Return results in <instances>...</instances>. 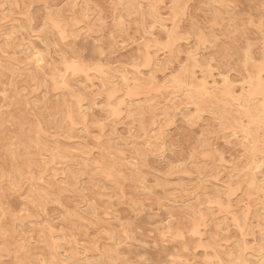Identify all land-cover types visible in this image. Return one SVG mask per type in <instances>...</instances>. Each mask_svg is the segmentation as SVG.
Returning <instances> with one entry per match:
<instances>
[{"label":"rangeland","instance_id":"rangeland-1","mask_svg":"<svg viewBox=\"0 0 264 264\" xmlns=\"http://www.w3.org/2000/svg\"><path fill=\"white\" fill-rule=\"evenodd\" d=\"M0 52V264H264V0H0Z\"/></svg>","mask_w":264,"mask_h":264},{"label":"bare ground","instance_id":"bare-ground-1","mask_svg":"<svg viewBox=\"0 0 264 264\" xmlns=\"http://www.w3.org/2000/svg\"><path fill=\"white\" fill-rule=\"evenodd\" d=\"M175 4H176V3H175ZM179 7H180V6H179ZM155 10H156V9H155ZM170 11H171V10H170ZM153 13H154V12H153ZM158 13H159V12H158ZM159 14H160V13H159ZM153 17H154V16H153ZM154 18L157 19V17H154ZM161 22H162V21H161ZM163 23H164V22H163ZM165 25H166V24H165ZM163 26H164V25H163ZM203 41H204V40H203ZM203 41H202V42H203ZM242 51H243V50H242ZM3 52H6V51H3ZM0 53H1V52H0ZM31 53H32V55H36V54H37V51H34V50H33ZM1 54H2V53H1ZM39 54H40V53H39ZM36 56H37V55H36ZM194 57H195V56H194ZM35 59H36V58H35ZM254 59H255V58H254ZM36 60L38 61V59H36ZM67 61H68V60H67ZM67 61H66V62H67ZM255 61H256V60H255ZM2 62H3V61H2ZM198 62H199V61H198ZM198 62H197V63H198ZM257 62H258V61H257ZM38 63H39V62H38ZM41 63H43V60H42ZM76 63H77V62H76ZM36 65H37V64H36ZM49 65H50V64H49ZM54 65H55V64H54ZM257 65H258V64H257ZM42 66H43V65H42ZM42 66H41V67H42ZM4 67H5V66H4ZM30 67H31V64H30ZM43 67H44V66H43ZM45 67H46V66H45ZM45 67H44V68H45ZM255 68H256V67H255ZM42 69H43V68H42ZM5 70H6V68H5ZM250 70H251V69H250ZM47 71H48V70H47ZM49 72H51V71H49ZM102 72H103V71H102ZM248 72H249V71H248ZM51 73H52V72H51ZM103 73H104V72H103ZM128 73H129V72H128ZM52 74H53V73H52ZM104 74H105V73H104ZM246 74H247V72H246ZM263 74H264V73H263ZM221 75H222V74H221ZM123 76H124V75H123ZM223 76H224V75H223ZM101 77H102V76H101ZM105 77H106V76H105ZM125 77H126V76H125ZM217 77H218V76H217ZM219 77H220V76H219ZM263 77H264V76H263ZM56 78H57V77H56ZM102 78H104V77H102ZM222 78H223V77H222ZM259 78H260V77H259ZM127 79L129 80V78H127ZM127 79H126V80H127ZM153 79H154V78H153ZM195 79H196V78H195ZM109 80H110V79H109ZM218 80H219V79H218ZM262 80H263V79H262ZM65 81H66V80H65ZM219 81H220V80H219ZM232 81H233V80H232ZM242 81H243V80H242ZM66 82H67V81H66ZM213 82H214V81H213ZM236 82H237V81H236ZM68 83H69V82H68ZM208 83H209V82H208ZM216 83H219V82H216ZM110 84H111V83H110ZM157 84H158V83H157ZM255 84H256V83H255ZM129 85H130V83H129ZM70 86H71V84H70ZM109 87H110V86H109ZM129 87H130V86H129ZM234 88H235V87H234ZM236 88H237V87H236ZM236 88H235V89H236ZM260 88H263V87H260ZM260 88H259V89H260ZM122 89H123V88H122ZM120 90H121V88H120ZM232 90H233V89H232ZM237 90H238V88H237ZM233 91H234V90H233ZM121 94H122V93H121ZM196 94H197V93H196ZM235 94H236V93H235ZM118 96H119V95H118ZM121 96H122V95H121ZM138 97H139V96H138ZM200 99H201V98H200ZM125 100H126V99H125ZM71 101H72V100H71ZM140 101H141V100H140ZM67 102H68V101H67ZM110 102H111V101H110ZM127 102H128V101H127ZM134 102H136V101H134ZM257 102H258V101H257ZM124 103H125V101H124ZM129 103H131V102H129ZM110 104H111V103H110ZM126 104H127V103H126ZM82 105H83V104H82ZM260 105H261V104H260ZM185 108H186V107H185ZM109 109H110V108H109ZM131 110H132V109H131ZM196 110H197V109H196ZM198 110H199V109H198ZM82 111H83V110H82ZM128 111H129V110H128ZM189 111H190V110H189ZM80 112H81V111H80ZM80 117H81V116H80ZM239 118H240V117H239ZM228 120H229V119H228ZM69 121H70V120H69ZM230 121H231V120H230ZM223 122H224V121H223ZM231 122H232V121H231ZM19 123H20V121H19ZM224 123H225V122H224ZM225 124H226V123H225ZM226 126H229V125H226ZM231 126H232V125H231ZM260 126H261V125H260ZM4 128H5V127H4ZM234 128H235V127H234ZM13 129H15V128H13ZM232 129H233V128H232ZM249 129H250V128H249ZM252 129H253V128H252ZM5 130H6V129H5ZM16 130H17V129H16ZM23 130H24V129H23ZM23 130H21V131H23ZM32 130H33V129H32ZM1 131H2V130H1ZM3 131H4V130H3ZM3 131H2V132H3ZM29 132H30V131H29ZM4 133H5V132H4ZM10 133H12V132H10ZM30 133H31V132H30ZM237 133H238V132H237ZM8 134H9V133H8ZM14 134H15V133H14ZM16 134H17V135H16L17 137H18V136H19V137H22V136H20V133H19V135H18V133L16 132ZM259 134H260V133H259ZM0 135H1V134H0ZM9 135H11V134H9ZM22 135H24V136L22 137V138H24V137H25V134H22ZM26 135H27V134H26ZM1 136H2V135H1ZM5 136H7L6 133H5ZM29 136H30V135H29ZM29 136H27V137H29ZM239 136H242V135H239ZM249 136H250V135H249ZM2 137H3V136H2ZM12 137H13V135H12ZM10 138H11V137H10ZM22 138H21V140H22ZM238 138H239V137H238ZM4 139H5V138H4ZM16 139H17V138H16ZM245 139H246V138H245ZM245 139H242V140H245ZM7 140H8V139H7ZM21 140H20V141H21ZM24 140H25V139H24ZM3 141H4V140H3ZM5 141H6V140H5ZM20 141H19V142H20ZM19 142H18V143H19ZM47 142H48V141H47ZM24 143H25V142H23L22 144H24ZM31 143H32V145H33V142H32V141H31ZM241 143H243V142H241ZM241 143H240V144H241ZM5 144H6V143H5ZM11 144H12V143H11ZM25 144H26V143H25ZM243 144H244V143H243ZM3 145H4V143H3ZM13 145H14V144H13ZM20 147H23V146L21 145ZM26 147H27V146H26ZM26 147H25V148H26ZM48 147H49V146H48ZM246 147H247V146H246ZM246 147H244V148H246ZM2 148H3V147H2ZM33 148H34V147H33ZM242 148H243V147H242ZM246 149H247V148H246ZM243 150H244V149H243ZM4 151H5V150H4ZM33 151H34V150H33ZM40 151H41V150H40ZM40 151H39V152H40ZM47 151H48V150H47ZM30 152H31V151H30ZM45 152H46V151H45ZM5 153H6V152H5ZM23 153H24V152H23ZM32 153H33V152H32ZM68 153H69V152H68ZM68 153H67V154H68ZM27 154H28V152H27ZM27 154H26V155H27ZM30 154H31V153H30ZM42 154H44V153H42ZM48 154H50V153H48ZM48 154H47V155H48ZM59 154H60V153H59ZM21 155H22V154H21ZM24 155H25V154H24ZM28 155H29V154H28ZM37 155H38V154H37ZM62 155H63V154H62ZM18 156H20V155H18ZM44 156H45V155H44ZM251 156H252V155H251ZM20 157H21V156H20ZM220 157H223V156H220ZM29 158H30V157H29ZM223 158H224V157H223ZM251 158H252V157H251ZM53 159H54V158H53ZM85 159H86V158H85ZM85 159H84V160H85ZM262 159H263V158H262ZM5 160H6V159H5ZM15 160H16V158H15ZM31 160H33V159H31ZM34 160H35V159H34ZM38 160H39V159H38ZM44 160H45V159H44ZM47 160H48V159H47ZM84 160H83V161H84ZM8 161H9V160H8ZM41 161H42V160H41ZM30 162H31V161H30ZM35 162H37V161H35ZM44 162H45V161H44ZM88 162H89V161H88ZM245 162H246V161H245ZM8 163H9V162H8ZM14 163H15V162H14ZM56 163H57V161H56ZM25 164H26V163H25ZM62 164H63V162H62ZM246 164H247V163H246ZM257 164H258V163H257ZM260 164H261V163H260ZM7 165H8V164H7ZM27 165H28V164H27ZM46 165H47V164H46ZM56 165H57V164H56ZM87 165H88V164H87ZM28 166H29V165H28ZM51 166H52V165H51ZM246 166H247V165H246ZM11 167H12V166H11ZM17 167H19V166H17ZM61 167H62V166H61ZM8 168H9V167H8ZM50 168H52V167H49V170H51ZM63 168H64V167H63ZM251 168H252V167H251ZM256 168H257V167H255V169H256ZM258 168H260V167H258ZM19 169H20V168H19ZM8 170H9V169H8ZM21 170H22V169H21ZM35 170H36V169H35ZM258 170H259V169H258ZM54 171H55V170H54ZM249 171H250V170H249ZM260 171H261V170H260ZM260 171H259V172H260ZM3 172H4V171H3ZM21 172H22V171H21ZM49 172H50V171H49ZM49 172H48V173H49ZM6 173H7V171H6ZM10 173H11V172H10ZM19 173H20V172H19ZM253 173H254V172H253ZM3 174H4V173H3ZM25 174H26V173H25ZM32 174H34V173H32ZM255 174H256V173H255ZM9 175H10V174H9ZM11 175H12V173H11ZM2 176H3V175H2ZM258 176H259V175H257V177H258ZM10 177H12V176H9V180H10ZM44 177H46V176H44ZM44 177H43V178H44ZM12 178H13V177H12ZM232 178H233V177H232ZM240 178H241V177H240ZM243 178H244V176H243ZM230 179H231V178H230ZM256 179H257V178H256ZM40 180H41V179H40ZM60 180H61V179H60ZM63 180H64V179H63ZM63 180H62V181H63ZM242 180H243V179H242ZM245 180H246V178H245ZM43 181H44V180H43ZM261 181H262V180H261ZM0 182H1V181H0ZM10 182H12V181L10 180ZM50 182H51V181H50ZM244 182H245V181H244ZM5 183H6V182H5ZM51 183H52V182H51ZM242 183H243V182H242ZM257 183H258V182H257ZM6 184H7V183H6ZM58 184H60V183H58ZM233 184H234V183H233ZM12 185H13V184H12ZM37 185H38V184H37ZM50 185H51V184H50ZM42 186H43V185H42ZM44 186H45V184H44ZM44 186H43V188H44ZM231 186H233V185H231ZM26 187H27V186H26ZM240 187H241V186H240ZM244 187H245V186H244ZM244 187H243V188H244ZM18 188H19V187H18ZM18 188H17V189H18ZM46 188H47V187H46ZM46 188H45V189H46ZM71 188H72V187H71ZM73 189H75V188H73ZM71 190H72V189H71ZM45 191H46V190H45ZM49 191H50V190H49ZM76 191H77V190H76ZM240 191H242V190H240ZM255 191H256V190H255ZM262 191H263V190H262ZM28 192H29V191H28ZM47 192H48V190H47ZM47 192H46V193H47ZM68 192H70V191H68ZM231 192H232V191H231ZM233 192H234V191H233ZM23 193H24V192H23ZM32 193H33V192H32ZM49 193H51V192H49ZM49 193H48V194H49ZM52 193H53V192H52ZM227 193H228V191H227ZM227 193H226V194H227ZM248 193H249V192H248ZM61 194H62V193H61ZM76 194H77V193H76ZM231 194H232V193H231ZM21 195H22V194H21ZM34 195H35V194H34ZM34 195H33V196H34ZM208 195H209V194H208ZM232 195H233V194H232ZM234 195H235V194H234ZM252 195H253V194H252ZM3 196H4V195H3ZM35 196H36V195H35ZM80 196H81V195H80ZM82 196H83V195H82ZM223 196H224V195H223ZM0 197H1V196H0ZM36 197H37V196H36ZM40 198H41V197H40ZM219 198H220V197H219ZM235 198H236V197H235ZM5 199H6V198H5ZM260 199H261V198H260ZM236 200H237V199H236ZM241 200H242V199H241ZM0 201H1V200H0ZM229 201H230V200H229ZM252 201H253V200H252ZM252 201H251V202H252ZM25 202H27V201L25 200ZM32 202H33V201H32ZM21 203H22V202H21ZM228 203H229V202H228ZM230 203H233V202H230ZM230 203H229V204H230ZM239 203H240V202H239ZM246 203H247V202H246ZM1 204H2V203H1ZM29 204H30V203H29ZM222 204H223V203H222ZM235 204H236V203H235ZM235 204H234V205H235ZM242 204H244V203H242ZM8 205H9V204H8ZM8 205H7V206H8ZM0 206H1V208L3 207V205H0ZM230 206H231V205H230ZM246 206H247V205H246ZM235 207H236V206H235ZM241 207H242V206H241ZM33 208H34V207H33ZM210 208H211V207H210ZM251 208H252V207H251ZM256 209H257V208H256ZM193 210H194V209H193ZM257 210H258V209H257ZM260 210H261V209H260ZM38 211H39V210H38ZM212 211H213V210H212ZM238 211H239V210H238ZM251 211H252V210H251ZM10 212H11V211H10ZM35 212H36V211H35ZM233 212H234V211H233ZM11 213H12V212H11ZM212 213H213V212H212ZM226 213H227V212H226ZM230 213H232V212H230ZM249 213H250V212H249ZM210 214H211V213H210ZM227 214H228V213H227ZM261 215H262V214H261ZM261 215H260V217H261ZM21 216H22V215H21ZM209 216H210V215H209ZM222 216H223V215H222ZM224 216H225V215H224ZM237 217H239V216L237 215ZM246 217H250V216H246ZM260 217H259V218H260ZM227 218H228V217H227ZM227 218H225V219H227ZM44 219H45V218H44ZM49 219H50V217H49ZM92 219H93V218H92ZM252 219H253V218H252ZM46 220H47V219H46ZM50 221H51V220H50ZM219 221H220V220H219ZM238 221H239V220H238ZM244 221H245V220H244ZM244 221H243V223H244ZM247 221H248V220H247ZM29 222H30V221H29ZM241 222H242V220H241ZM259 222H260V220H259ZM35 223H37V222H35ZM52 223H53V222H52ZM27 224H28V223H27ZM239 224H240V222H239ZM45 225H46V224H45ZM49 225H50V224H49ZM49 225H48V226H49ZM25 226H26V225H25ZM215 226H216V225H215ZM1 227H2V226H1ZM6 227H7V226H6ZM10 227H11V226H10ZM14 227H15V226H14ZM50 227H52V226H50ZM245 227H247V226H245ZM8 228H9V227H8ZM11 228H12V227H11ZM5 229H6V228H5ZM52 229H53V227H52ZM245 229H246V228H245ZM16 230H17V229H16ZM247 233H248V232H247ZM38 236H39V235H38ZM51 238H52V237H51ZM65 238H66V237H65ZM114 240H115V239H114ZM244 240H245V239H244ZM69 241H70V240H69ZM245 241H246V240H245ZM245 241H244V242H245ZM70 242H71V241H70ZM72 242H73V241H72ZM246 242H247V241H246ZM77 243H78V242H77ZM114 243H115V242H114ZM248 243H249V241H248ZM249 244H250V243H249ZM60 245H61V243H60ZM113 245H114V244H113ZM246 245H247V243H246ZM51 246H52V245H51ZM247 246H248V245H247ZM20 248H21V247H20ZM52 248H53V246H52ZM72 248H75V247H72ZM109 248H110V247H109ZM213 250H214V249H213ZM79 252H80V251H79ZM105 252H106V251H105ZM113 252H115V251H113ZM75 254H76V253H75ZM106 254H107V253H106ZM106 254H105V255H106ZM244 254H245V253H244ZM249 254H250V253H249ZM249 254H248V255H249ZM252 254H253V253H252ZM90 255H91V254H90ZM93 255H94V254H93ZM237 255H238V254H237ZM245 255H246V254H245ZM245 255H244V257H245ZM254 255H255V254H254ZM254 255H252V256H254ZM79 256H81V254H80ZM87 256H89V255H87ZM249 256H250V255H249ZM58 257H59V256H58ZM78 258H79V257H78ZM107 258H108V257H107ZM107 258H106V259H107ZM76 259H77V258H76ZM80 259H81V258H80ZM248 260H249V259H248ZM258 260H259V259H258ZM77 261H79V260H77ZM250 261H251V260H250ZM34 263H35V262H34ZM35 264H36V263H35ZM69 264H70V263H69ZM81 264H82V263H81ZM101 264H102V263H101Z\"/></svg>","mask_w":264,"mask_h":264}]
</instances>
